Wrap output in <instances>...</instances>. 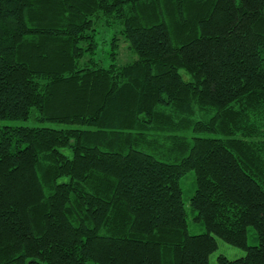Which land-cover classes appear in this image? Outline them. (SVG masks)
Wrapping results in <instances>:
<instances>
[{
    "label": "trees",
    "instance_id": "obj_1",
    "mask_svg": "<svg viewBox=\"0 0 264 264\" xmlns=\"http://www.w3.org/2000/svg\"><path fill=\"white\" fill-rule=\"evenodd\" d=\"M107 29L132 61L93 57ZM30 118L0 127V264H209L217 237L264 264V0H0V119Z\"/></svg>",
    "mask_w": 264,
    "mask_h": 264
},
{
    "label": "rangeland",
    "instance_id": "obj_2",
    "mask_svg": "<svg viewBox=\"0 0 264 264\" xmlns=\"http://www.w3.org/2000/svg\"><path fill=\"white\" fill-rule=\"evenodd\" d=\"M102 28V27H100ZM101 30V29H100ZM112 30L107 29L106 33L97 34V49L93 57L97 62L103 66H107L110 63L123 64L132 61L135 58V54L128 49L126 41L120 36L116 40L117 46L114 50L117 52L116 57L111 56L113 47L111 46V35ZM34 121L30 118L27 121L24 120H11V119H0V127L4 125H33ZM181 186L183 191V202L187 210V222L189 231L191 233H201L205 231L202 224L195 221L193 213L190 211L189 196L193 193L194 183L193 174L188 173L181 178ZM217 249L209 256V264H218L217 256L222 254L229 259L238 258L245 255V250L236 246H233L220 238H216ZM247 242L249 245H256L258 243L257 235L252 226L247 229Z\"/></svg>",
    "mask_w": 264,
    "mask_h": 264
}]
</instances>
